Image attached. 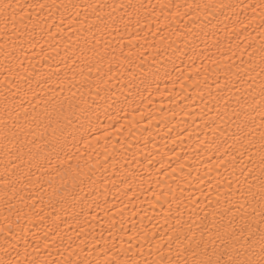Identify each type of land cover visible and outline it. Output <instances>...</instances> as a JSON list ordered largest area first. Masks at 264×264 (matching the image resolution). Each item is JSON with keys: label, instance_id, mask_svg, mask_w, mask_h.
<instances>
[{"label": "bare ground", "instance_id": "1", "mask_svg": "<svg viewBox=\"0 0 264 264\" xmlns=\"http://www.w3.org/2000/svg\"><path fill=\"white\" fill-rule=\"evenodd\" d=\"M13 3L23 20L0 30V259L95 262L113 243L120 255L134 224L166 227L174 197L203 200L258 163L264 19L245 5L261 0ZM206 3L232 7H195Z\"/></svg>", "mask_w": 264, "mask_h": 264}, {"label": "snow or ice", "instance_id": "2", "mask_svg": "<svg viewBox=\"0 0 264 264\" xmlns=\"http://www.w3.org/2000/svg\"><path fill=\"white\" fill-rule=\"evenodd\" d=\"M195 7L205 9L212 14L217 9L231 8L232 5L206 3ZM245 7H251L253 10L259 8L264 19V0L259 4L245 5ZM22 11L21 6L13 3V0H0V25H2L0 30L5 36L10 30V25L15 29L16 24L22 22L23 16L20 15ZM261 27L264 28V24ZM248 46L252 47V45ZM260 51L262 58L258 74L264 75V48ZM252 71L255 69L253 68ZM260 94L264 96V81H261ZM74 98L75 94H73ZM65 99H68L71 109L74 106L73 99ZM58 102L63 110V101ZM79 103L87 104L83 95L79 98ZM261 107L264 108V103ZM65 119L69 117L65 116ZM261 128L264 129V122ZM250 131L254 134V130L250 129ZM243 139L255 146V141L247 134ZM257 151L258 163L250 155V163L239 170V175L233 169L230 178L225 177L224 181L218 182L214 195L209 191L203 200L188 197V203H184L182 196L174 197L176 208L173 212L172 202L168 203L169 211L164 216L166 227L162 231L156 230L155 226L153 229L142 226L137 230L134 224L132 231L135 235L129 237L134 243H130L128 248L118 249L120 255L113 253L109 256V253L116 248L113 243L111 248H104V260L96 259L93 262L85 256L75 261L66 259L63 264H264V130L259 133ZM4 184V202L11 211L10 201L7 199L9 181L5 179ZM17 215L22 216L23 211L18 210ZM5 219L9 218L5 217ZM102 236L103 230L101 238ZM104 243L107 245L108 242ZM72 255L74 253L70 252L69 256ZM0 264H14V262L10 259H0ZM15 264L19 262L16 261ZM41 264H59V262L41 261Z\"/></svg>", "mask_w": 264, "mask_h": 264}]
</instances>
